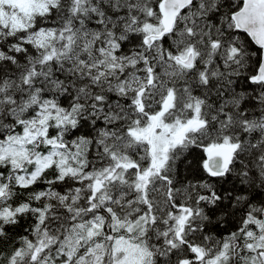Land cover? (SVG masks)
Wrapping results in <instances>:
<instances>
[{"label": "rangeland", "instance_id": "374dc122", "mask_svg": "<svg viewBox=\"0 0 264 264\" xmlns=\"http://www.w3.org/2000/svg\"><path fill=\"white\" fill-rule=\"evenodd\" d=\"M126 1L118 10L110 0H72L71 8L83 16L65 18L58 10L66 0H0V58L5 60L9 50L12 56L45 55L54 64L49 76L40 66L24 77L4 69L0 111L9 129L6 136L0 131V192L7 189L9 197L0 200V230L11 222L19 231L8 235L5 246L6 230L0 234V264H191L193 259L231 264L228 254L238 249L234 237L245 249L237 264H264V83L242 86L235 78L258 68L249 60L255 49L238 37L232 46L222 45L226 86L222 101L207 110L219 130L209 136L202 130L199 143L176 148V140L188 131L174 120L161 122L150 149L144 138L148 124L136 107L155 109L171 95L170 81L185 73L165 58L159 41L150 46L144 41L147 32L161 27H153L160 23L154 0ZM214 3L194 0L179 16L176 37L170 31L163 36L173 38L175 49L183 47L186 28L192 32L207 20L201 14L213 10ZM133 33L142 34L139 49L144 51L137 61L145 56L148 76L151 70L154 75L151 86L138 71L124 80L136 58L130 52L119 59L117 51ZM196 52L199 64L206 49L197 42ZM214 69L211 65L209 72ZM114 77L120 80L118 88ZM185 85L174 97L177 107L161 108L156 115L181 123L187 102L194 113L199 111V101ZM45 88L55 96L70 90L79 107L60 105L40 93ZM112 90L131 98L128 105L120 100L124 134L110 123V117L112 122L117 118L108 111L103 116L91 112L101 109L95 95L101 102ZM85 106H91L89 115H83ZM80 116L93 124L84 126L86 135L71 137L70 127ZM208 138H213L208 147L234 149L221 176H208L199 164V150ZM110 153L118 159L110 160Z\"/></svg>", "mask_w": 264, "mask_h": 264}, {"label": "flooded vegetation", "instance_id": "af4514ba", "mask_svg": "<svg viewBox=\"0 0 264 264\" xmlns=\"http://www.w3.org/2000/svg\"><path fill=\"white\" fill-rule=\"evenodd\" d=\"M160 1V0H159ZM158 1V3H159ZM194 1V0H193ZM192 1V2H193ZM213 1V0H212ZM214 11L206 10L201 14V19H207L205 21L198 22L193 30H199L201 29L203 31L202 34L200 33H193L189 31L186 28V35L185 38L187 39L185 45L181 48H176V50H172L171 46H173L172 39L170 37H167L168 35L162 36L158 39H155L154 41H159V43L162 45L165 53V58L171 60L177 68L184 71L185 74L179 75L176 78H173L170 81L171 85V95L166 98V100L161 103L158 102L155 105V109H147L146 107H143L142 105L136 107L138 110V113L141 115H144L146 122L148 124V127L145 131V141L146 135L149 127L152 124V117L156 119V128L153 130L151 135V140L154 137L155 133L160 129L159 125L161 122L168 124H171V121H175L174 124L176 126L181 125L184 130L188 131L185 138L176 140L175 146L176 148H183L187 146H192L195 143H199V138L201 136V131L204 130L206 132V135L209 136V133H215L218 129L217 121H214L211 117V115L207 112L208 108L211 106H216L218 103L222 101V89L226 86L224 80H222V45L223 44H229V46L233 45V41L236 37L238 39H243V44L248 47H253L255 49L256 54L249 58L250 61H253V66L255 64H259L261 60V47L256 45V43L252 40L250 35L244 30L241 29L237 23L235 22L233 18V13L237 10L241 9V7L244 4V0H214ZM191 2V3H192ZM158 3L156 6L157 13L160 18L159 24H154L153 27H158L160 25V30L158 32L150 31L147 32V34L155 33L158 34L161 32L163 26L161 21V15L158 10ZM190 3V4H191ZM189 4V5H190ZM209 3L207 2V5ZM187 5L176 17L174 24L170 30L171 34L176 37V24L178 20L180 19V14L189 7ZM220 7V9H218ZM207 9V8H206ZM158 18V19H159ZM157 19V20H158ZM210 22V23H208ZM227 24V26L225 25ZM166 39V40H165ZM203 39L206 41L204 42ZM164 40L167 42L168 47H170L171 52L166 51V48L164 46ZM153 41V42H154ZM152 42V43H153ZM197 42L200 45H203L206 49V53L204 57L201 59L200 63L198 64L197 59ZM236 44H238L235 41ZM235 46V45H234ZM239 48V44H238ZM191 54V62L190 64H184L183 61L187 59L188 55ZM211 65H215L214 73L211 74L209 72V67ZM251 65V67H253ZM208 67V69H207ZM257 70V69H256ZM144 73L147 75V83L145 86H151L155 83L153 71L147 73V62L145 63L143 67ZM217 73H220L218 76ZM254 75V72L252 73H245L240 74V77L242 78L241 85L244 86L245 79H249ZM231 78V77H227ZM238 80V79H237ZM249 84L252 85L253 82L247 81ZM185 83L188 84V86L191 87L190 96H196L194 100L199 101V111L197 113H194L193 110L189 109L192 102L189 104L187 102L186 107H182L185 110L186 117L185 119L180 123L175 118L170 119L167 118V116L163 117L161 115H156L157 110H160L163 108L164 110H174V106L177 107V101L174 97H179V94L182 95L183 87L186 86ZM144 86V89H145ZM143 89V91H144ZM143 91L141 90L138 95L143 94ZM130 100V96H124V100ZM130 103V102H128ZM221 119H222V112H219ZM128 115H130L128 113ZM219 116V117H220ZM226 114H224L223 117H225ZM192 122H198V125L195 128H190L189 125ZM219 130V129H218ZM203 137V136H202ZM201 137V138H202ZM200 138V139H201ZM213 141V138H208L204 143H202V147L199 150V164L201 166V169L204 173H206L208 176H221V175H213L211 174L205 167V163L207 161L208 152L215 147H225V148H231L223 146L222 144L218 145L215 144L212 147L210 146V143ZM152 142V141H151ZM148 143V142H147ZM149 145V143H148ZM153 146V145H152ZM150 148V147H149ZM152 148V147H151ZM150 148V149H151ZM234 153V149L232 152V155ZM156 172L159 173L160 168L156 167ZM186 217H183L180 224H183V222L186 220Z\"/></svg>", "mask_w": 264, "mask_h": 264}, {"label": "trees", "instance_id": "16d2710c", "mask_svg": "<svg viewBox=\"0 0 264 264\" xmlns=\"http://www.w3.org/2000/svg\"><path fill=\"white\" fill-rule=\"evenodd\" d=\"M93 1V0H91ZM111 4H112V8H116L118 10H124V7H119L118 5L127 3L126 0H110ZM159 0H154L152 2V4L154 5V10L157 13V9H156V3H158ZM72 3V0H66V4L64 6V8H62L61 10L59 9L58 12H62L63 16L65 18H68L69 16L71 17H80L83 16L81 14V12L77 9V8H71L72 6H70V4ZM110 4V6H111ZM218 9H220V7H218ZM116 10H113L112 12H115ZM211 11H214L211 9ZM54 11L51 10L49 13V17H53L52 13ZM109 14H111L110 12H108ZM58 15V14H57ZM56 18V17H54ZM154 25V23H153ZM131 38V39H130ZM129 39L126 40V38L123 39V43L122 41L119 43V50L117 51V54L119 55L118 58L121 59L122 55H126L127 53L133 54L135 56V60L132 62L133 64L131 65V67L127 70L128 75H126L124 80H127V77L129 76V73H133L134 71H138L139 75H144V71H143V67L145 65V56H143V59L141 61H137V57L140 54V51H144V49H139L140 45L139 43L141 42V38H142V34L141 33H133V36H130ZM166 40V39H165ZM164 40V42H165ZM203 41L205 42L206 40L203 39ZM168 43L165 42L164 46L166 48V51L171 52L172 50H176L175 47L171 46L168 47L167 45ZM162 47V45H161ZM163 49V47H162ZM164 50V49H163ZM27 52H20L17 53L15 56L11 55V52L9 50H7L5 52V60H3V58H0V92L1 89L3 88L5 81L7 79L6 74L4 73V69H10L13 71H17V73H21V76L24 77L26 75V73H29L28 70H30L31 68H34V66H40V70H45L49 74H52L54 72V64L53 62L48 59V56H42V57H37V58H32L31 56H29L28 54H26ZM144 55V54H143ZM119 62V60H118ZM140 67L142 68V70H140ZM126 72V73H127ZM256 74V70L254 71V75ZM232 78V77H231ZM231 78L228 79L229 82H231ZM236 79H238L239 81H242V78L240 77V75H237L235 77ZM247 81L253 82L251 81V78L249 79H245L244 82V86H251V84H249ZM120 80L117 79V77H114V83L113 85L118 88L120 86ZM122 86V84H121ZM123 87V86H122ZM233 89H235V85L233 86ZM232 89V90H233ZM50 90L48 88L42 89L41 90V94L46 95L48 97H52L55 99V101L57 103H59L60 105H68L69 103L72 104L75 108H78L79 105L74 104V101L72 99V93L70 92V90H66L63 92V94L61 95H56L53 94L51 95V93L49 92ZM96 96H98V93L95 95V102L97 107H100L101 109L99 111H91L92 113H96L98 116H103L106 114V112L108 111L109 114H112L113 117H116L117 119L112 122V118L110 117V123L113 124L115 127V129H118L122 132V134L125 133V131H127L126 128L123 129V122L125 121V119H121V117H124V110H120L119 106H120V100H122L123 105H128L129 101L124 100V96H126V94L120 95L117 94L115 92V90L109 91V93L107 94L106 98L104 100H102L101 102H98L96 99ZM113 101V102H112ZM1 105V104H0ZM90 107L91 106H85L83 109H81L84 113L83 115H86L90 113ZM1 111L3 109H0ZM0 111V131H2L4 133V135L6 136L8 134V129H9V121H8V117L5 116V114L3 112ZM82 116H80L79 118H74V123L73 125L70 127V131L69 133L71 134V137H76V135H86L87 131H89V129H85L84 126H87L88 124H93L92 121H90V118H81ZM131 117H129L130 120ZM109 120V119H108ZM107 122V121H106ZM2 124H7V126L2 127ZM90 133V132H89ZM37 140L34 142V144L32 145L33 149L34 146L36 145ZM118 159V157L116 156V154H111L109 155V159ZM18 167V166H17ZM17 167L13 169V173L17 172ZM0 171L2 172L3 170L0 167ZM9 197V193L8 190L6 189L3 192H0V200H3L5 198ZM11 196H10V200H11ZM178 198H180V195L178 196ZM240 209V207H239ZM11 222L6 223L5 225L2 226L1 230H0V234L3 233L4 230H6L5 234H4V241L2 243V245H7L9 243V238L8 235L9 234H16L19 231V226L13 224L12 226H10ZM8 228V229H7ZM10 228V229H9ZM146 240H148L149 237H145ZM232 241H234V248H238L235 250V253H229L228 254V258L229 260H231V264H237V260H238V255L240 254V252H242L243 250H245L244 248H239L240 243L238 240V237H234L232 238ZM147 245L149 246L150 249H154L153 246L151 245V243H147ZM191 264H196V259H193L191 261Z\"/></svg>", "mask_w": 264, "mask_h": 264}, {"label": "water", "instance_id": "95a60500", "mask_svg": "<svg viewBox=\"0 0 264 264\" xmlns=\"http://www.w3.org/2000/svg\"><path fill=\"white\" fill-rule=\"evenodd\" d=\"M193 0H160L158 10L161 15L163 29L160 33L147 34L144 41L151 45L155 39L162 37L169 32L174 24L178 14ZM233 18L237 25L244 29L252 40L261 47V60L256 70V74L251 77V81L264 83V0H244L241 9L233 13ZM191 54L183 61L184 64H190ZM140 108V107H139ZM156 119L152 117V124L146 135L149 147H152L151 135L156 128ZM198 122H192L189 127L195 128ZM233 149L225 147H215L208 152L206 169L213 175L225 174L232 159ZM182 226V224H181ZM264 257V253H261Z\"/></svg>", "mask_w": 264, "mask_h": 264}, {"label": "bare ground", "instance_id": "6f19581e", "mask_svg": "<svg viewBox=\"0 0 264 264\" xmlns=\"http://www.w3.org/2000/svg\"><path fill=\"white\" fill-rule=\"evenodd\" d=\"M254 82V81H253Z\"/></svg>", "mask_w": 264, "mask_h": 264}]
</instances>
